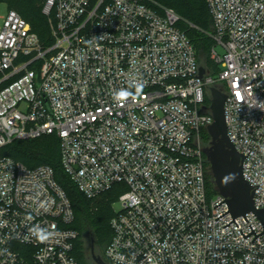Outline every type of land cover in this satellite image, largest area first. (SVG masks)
<instances>
[{
  "label": "built area",
  "instance_id": "2783aa9c",
  "mask_svg": "<svg viewBox=\"0 0 264 264\" xmlns=\"http://www.w3.org/2000/svg\"><path fill=\"white\" fill-rule=\"evenodd\" d=\"M206 3L216 77H199L181 17L153 0H43L46 42L16 11L0 14V149L56 135L84 196L122 186L107 264H264V232L239 231H263L253 213L214 220L228 207L207 195L201 138L215 86L264 207V0ZM73 220L50 166L0 152V264H79Z\"/></svg>",
  "mask_w": 264,
  "mask_h": 264
},
{
  "label": "trees",
  "instance_id": "16d2710c",
  "mask_svg": "<svg viewBox=\"0 0 264 264\" xmlns=\"http://www.w3.org/2000/svg\"><path fill=\"white\" fill-rule=\"evenodd\" d=\"M158 4L173 9L180 17L178 27L186 34L192 43L197 62L203 67L208 76L218 73L219 66L210 58L214 41L210 36L212 20L206 0H153ZM8 10L16 11L29 22L31 30L36 32L40 39L47 41L49 27L47 19L42 13L43 0H0ZM209 104V98H206ZM202 144L209 146L210 136L207 130L201 131ZM4 155L21 161L27 167L48 165L52 168L54 179L64 190L73 212L74 220L71 228L78 232L73 254L79 264H95L86 253V242H91L96 255L104 258V249L111 237L109 220L114 215L113 203L121 193L122 186L113 185L94 198L84 196L73 180L63 169L60 159L59 139L56 135H43L34 139L14 140L0 149ZM204 163L207 168L206 158ZM206 192L208 196L217 193L209 169H206Z\"/></svg>",
  "mask_w": 264,
  "mask_h": 264
},
{
  "label": "water",
  "instance_id": "95a60500",
  "mask_svg": "<svg viewBox=\"0 0 264 264\" xmlns=\"http://www.w3.org/2000/svg\"><path fill=\"white\" fill-rule=\"evenodd\" d=\"M204 72V68L200 66L199 77H202ZM209 91V108L213 121L211 124L207 125L206 130L211 140L209 146L202 148V150L208 162L209 173L212 177L214 186L217 192L226 198V200L223 199L213 206V208L223 201L226 202L228 207V210L214 218V220L229 211L232 220L224 226L232 221L238 226L233 219L234 217L242 215L245 221H247L244 214L253 213L261 222L263 231L256 234L250 224L248 226L251 232L248 234L244 235L242 231L239 230L243 238L247 237L250 233H254L255 236L251 240L253 241L256 236L264 232V207H254L252 194L259 184L251 185V183L244 178L242 173L243 159L248 155L251 149L246 155L237 152L226 131L223 102L227 95L215 86L210 87ZM90 256L95 264H107L99 255L95 254L93 246L90 247Z\"/></svg>",
  "mask_w": 264,
  "mask_h": 264
},
{
  "label": "rangeland",
  "instance_id": "374dc122",
  "mask_svg": "<svg viewBox=\"0 0 264 264\" xmlns=\"http://www.w3.org/2000/svg\"><path fill=\"white\" fill-rule=\"evenodd\" d=\"M7 11V7L4 3L0 2V14H4ZM218 54L222 55L223 54V49L221 47L216 48ZM213 77H216V74L213 75ZM119 205L115 204V208H118ZM92 246L91 242H86V253L87 255L89 254L90 247Z\"/></svg>",
  "mask_w": 264,
  "mask_h": 264
},
{
  "label": "clouds",
  "instance_id": "9594fccd",
  "mask_svg": "<svg viewBox=\"0 0 264 264\" xmlns=\"http://www.w3.org/2000/svg\"><path fill=\"white\" fill-rule=\"evenodd\" d=\"M119 95H120V97H126V96L129 95V94L126 93V92H122V93H120Z\"/></svg>",
  "mask_w": 264,
  "mask_h": 264
}]
</instances>
